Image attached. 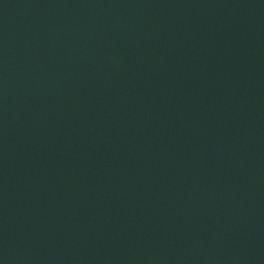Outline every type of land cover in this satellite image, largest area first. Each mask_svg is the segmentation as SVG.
<instances>
[{"label": "water", "instance_id": "obj_1", "mask_svg": "<svg viewBox=\"0 0 264 264\" xmlns=\"http://www.w3.org/2000/svg\"><path fill=\"white\" fill-rule=\"evenodd\" d=\"M0 264H264V0H0Z\"/></svg>", "mask_w": 264, "mask_h": 264}]
</instances>
